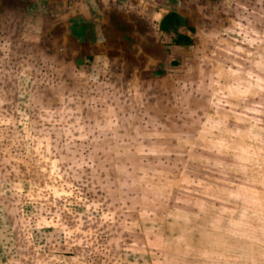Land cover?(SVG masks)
Masks as SVG:
<instances>
[{"label":"clouds","instance_id":"obj_1","mask_svg":"<svg viewBox=\"0 0 264 264\" xmlns=\"http://www.w3.org/2000/svg\"><path fill=\"white\" fill-rule=\"evenodd\" d=\"M85 17L91 54L0 36V264H264V0Z\"/></svg>","mask_w":264,"mask_h":264},{"label":"rangeland","instance_id":"obj_2","mask_svg":"<svg viewBox=\"0 0 264 264\" xmlns=\"http://www.w3.org/2000/svg\"><path fill=\"white\" fill-rule=\"evenodd\" d=\"M0 1L6 2L11 10H15L12 15L13 21L4 20L0 22V24L3 23L0 36L11 35L15 40L23 43L25 48H42L45 50L52 48L61 52L70 50L73 55L76 51L92 53L93 49L91 48L77 47V45L95 42L96 35L100 32V28L93 26L97 21L94 18L85 17L88 0H64L63 4L59 0H43L45 5H53L45 11L37 10L35 5L26 9L25 5L28 0ZM2 9L3 7L0 5V13ZM17 9L24 13L17 12ZM17 13L24 16L19 29H16L17 22L14 21ZM56 28L63 29V31L57 33L55 32ZM107 31L112 42L122 54L128 51L135 52L138 45L146 43L144 33L139 29L133 31L131 23H125L116 17L112 18ZM117 37H119L118 41ZM133 63L134 61L130 60V64Z\"/></svg>","mask_w":264,"mask_h":264},{"label":"crops","instance_id":"obj_3","mask_svg":"<svg viewBox=\"0 0 264 264\" xmlns=\"http://www.w3.org/2000/svg\"><path fill=\"white\" fill-rule=\"evenodd\" d=\"M0 5L3 7L1 13H0V22L1 21H7V22H11L13 21V13H15V10L14 9H10L7 5L6 2L4 1H0ZM17 12H22L24 13L23 11H19L17 9ZM24 16H20V13H17L16 17H14V21L17 22V27L16 29H19L20 28V24L22 22V19H23ZM3 28V23L0 24V30ZM15 29V30H16ZM20 31V30H19ZM20 33V32H19Z\"/></svg>","mask_w":264,"mask_h":264},{"label":"trees","instance_id":"obj_4","mask_svg":"<svg viewBox=\"0 0 264 264\" xmlns=\"http://www.w3.org/2000/svg\"><path fill=\"white\" fill-rule=\"evenodd\" d=\"M170 19L174 20V17H173V18H170ZM181 39H185V38H184V37H182Z\"/></svg>","mask_w":264,"mask_h":264}]
</instances>
